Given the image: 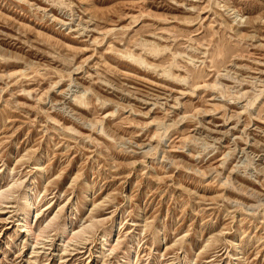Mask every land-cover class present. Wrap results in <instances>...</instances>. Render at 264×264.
Segmentation results:
<instances>
[{
	"label": "rangeland",
	"instance_id": "1",
	"mask_svg": "<svg viewBox=\"0 0 264 264\" xmlns=\"http://www.w3.org/2000/svg\"><path fill=\"white\" fill-rule=\"evenodd\" d=\"M0 264H264V0H0Z\"/></svg>",
	"mask_w": 264,
	"mask_h": 264
},
{
	"label": "bare ground",
	"instance_id": "2",
	"mask_svg": "<svg viewBox=\"0 0 264 264\" xmlns=\"http://www.w3.org/2000/svg\"><path fill=\"white\" fill-rule=\"evenodd\" d=\"M144 45V44H143ZM157 54V53H156ZM156 56V55H155ZM159 56V55H158ZM146 61L145 60H143V63H145ZM152 65V64H151ZM167 74H168V72H167ZM185 80V79H184ZM181 81V80H180ZM263 91V90H262ZM29 200H28V204L30 205L29 207L30 208H32L31 206L33 205V203H34V199L33 198H28ZM27 228H30L31 226H30V224L29 225H27L26 226ZM31 230V229H30ZM28 231V230H27ZM239 246V245H238ZM238 246L236 245V252H237V249H238Z\"/></svg>",
	"mask_w": 264,
	"mask_h": 264
}]
</instances>
